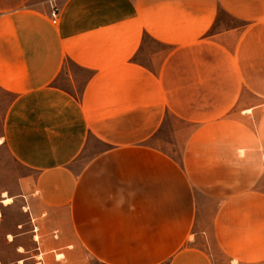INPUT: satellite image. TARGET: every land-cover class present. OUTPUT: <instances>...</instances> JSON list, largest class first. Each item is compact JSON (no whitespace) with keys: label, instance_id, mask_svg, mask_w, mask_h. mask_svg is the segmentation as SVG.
Here are the masks:
<instances>
[{"label":"crops","instance_id":"1","mask_svg":"<svg viewBox=\"0 0 264 264\" xmlns=\"http://www.w3.org/2000/svg\"><path fill=\"white\" fill-rule=\"evenodd\" d=\"M250 46L264 0H0V139L28 171L30 215L95 264H264V50ZM168 114L193 127L179 160L150 143Z\"/></svg>","mask_w":264,"mask_h":264},{"label":"rangeland","instance_id":"2","mask_svg":"<svg viewBox=\"0 0 264 264\" xmlns=\"http://www.w3.org/2000/svg\"><path fill=\"white\" fill-rule=\"evenodd\" d=\"M219 20L223 23V27L233 25L234 22L225 14H221ZM263 50L264 46H250L251 56L253 57H256ZM208 65V61L201 62L202 69H209ZM173 80L175 81L174 84H190L193 81L196 84H200L199 79L189 77ZM201 80L202 84H209V79ZM248 80L251 85H256L259 79L250 78ZM176 81L178 82L176 83ZM11 96L12 93L9 92L3 101L6 102ZM3 112V108H1L0 137L2 136L1 120ZM192 128L189 122L182 121L173 114H168L161 128L150 140V143L169 152L179 160L180 150L184 144L183 139L193 130ZM1 143L2 140L0 139V201L2 200L3 192H5L6 195L12 197L13 203L7 206L0 203V264H17L18 259L27 255L31 257L28 260L30 264H40V262L41 264H95L92 258L88 257L74 244L72 239H69V242L61 243L64 240L59 238L60 232L58 229H50L46 210L39 209L37 211L38 214H33L32 218L27 203L29 198L33 197L32 192L28 190L22 191L19 182L21 177L28 175V171L12 159L5 146ZM211 208L208 203L205 210L210 212ZM33 230L37 231L34 233ZM33 234L38 235L40 249L34 245ZM8 235H12L11 241L8 239ZM20 246L22 247V252L17 251ZM39 253H43L40 260L38 259L41 257L40 255L38 256ZM56 254H62V257L56 259Z\"/></svg>","mask_w":264,"mask_h":264},{"label":"bare ground","instance_id":"3","mask_svg":"<svg viewBox=\"0 0 264 264\" xmlns=\"http://www.w3.org/2000/svg\"><path fill=\"white\" fill-rule=\"evenodd\" d=\"M0 203H2L3 205L7 206V205H10V204L13 203V199H12V197H9L8 195H6L5 192H3L2 200L0 201ZM36 238H37V236H35V239ZM8 239L11 241L12 240V235H8ZM19 251H22L21 247H19ZM61 257H62V254H56V259H59Z\"/></svg>","mask_w":264,"mask_h":264},{"label":"built area","instance_id":"4","mask_svg":"<svg viewBox=\"0 0 264 264\" xmlns=\"http://www.w3.org/2000/svg\"><path fill=\"white\" fill-rule=\"evenodd\" d=\"M48 14H49L51 23L55 24L58 19L59 8L56 5H51Z\"/></svg>","mask_w":264,"mask_h":264}]
</instances>
